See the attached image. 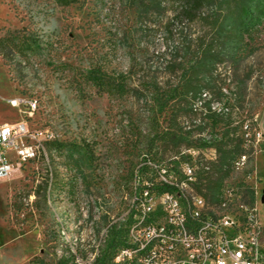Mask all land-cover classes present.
<instances>
[{"label":"rangeland","instance_id":"obj_1","mask_svg":"<svg viewBox=\"0 0 264 264\" xmlns=\"http://www.w3.org/2000/svg\"><path fill=\"white\" fill-rule=\"evenodd\" d=\"M174 6L142 20L125 0H0V38L33 32L42 45L15 51L9 62L0 53V125L25 124L19 144L35 146L13 175L0 172V264H94L113 225L124 224L128 239L136 175L156 182L159 166L194 147L215 158L201 178H217L218 155L204 139L227 130L251 143L240 146L248 165L231 167L223 187L238 188L244 200L254 190L264 223V22L251 41L256 51L215 72L206 101L229 108L215 124L206 106L196 103L193 113L191 97L175 93L174 61L186 56L194 28L176 20ZM45 129L52 139L30 136ZM167 130L184 143L164 141ZM118 256L113 264H129Z\"/></svg>","mask_w":264,"mask_h":264},{"label":"built area","instance_id":"obj_2","mask_svg":"<svg viewBox=\"0 0 264 264\" xmlns=\"http://www.w3.org/2000/svg\"><path fill=\"white\" fill-rule=\"evenodd\" d=\"M207 96L205 93L197 103L203 106ZM29 105L35 110L37 101L30 100ZM218 105L222 104L210 101V110L219 113ZM228 112L226 107V113L219 114ZM27 134L23 123L0 125V172L6 177L19 170L22 161L35 156L34 145L19 144V137ZM30 136L39 140L54 137L49 129ZM250 143L246 138L244 145ZM213 161L215 158L202 155L201 149L191 147L174 156L171 166H159L156 182L136 175L127 213L129 223H136V231H131L130 242L119 249L120 263L136 245L147 243L149 254L142 264H264V223L257 203L245 201L240 190L229 185L221 188L216 201L197 189L201 172L209 174ZM248 163L249 155L244 153L233 161L232 168L241 170ZM161 186L168 189L160 192ZM148 207H156V221L139 228V218L146 216Z\"/></svg>","mask_w":264,"mask_h":264},{"label":"trees","instance_id":"obj_3","mask_svg":"<svg viewBox=\"0 0 264 264\" xmlns=\"http://www.w3.org/2000/svg\"><path fill=\"white\" fill-rule=\"evenodd\" d=\"M52 1L61 6H69L78 0ZM125 1L142 20L163 18L169 10V4L173 3L176 20L180 23L189 22L194 28V33L192 28L190 29L184 45L186 56L175 58L174 61V67L181 71L179 87L175 93L185 98L191 97L190 109L193 113H198L195 104L212 88L215 72L221 65L239 66L245 58L256 51L251 41L255 39V34L264 22V0ZM41 46L38 34L33 32L29 34L17 32L0 38V53L7 62L15 51L32 54ZM91 74L92 78L97 79L101 85H107L108 82L105 81L100 70H93ZM220 93L222 94L221 91ZM209 104L210 101H205L203 106L208 108L209 117L218 124L226 115L219 113H226V108H219V113H216L210 110ZM163 135L164 141L173 142L177 147L184 143L183 137L172 130H167ZM245 141L246 138L236 137L231 130H227L225 135L212 134L210 139H204L203 145L216 149L218 156L214 166L220 175L217 178H200L196 186L198 191L211 201H216L233 161L241 154L247 153L240 148ZM167 189L163 186L158 187L160 192ZM245 200H249L247 202L251 204L256 203L254 190L246 189ZM123 225L115 224L111 227L102 254L94 264H113L119 249L126 244L127 233L123 230Z\"/></svg>","mask_w":264,"mask_h":264},{"label":"bare ground","instance_id":"obj_4","mask_svg":"<svg viewBox=\"0 0 264 264\" xmlns=\"http://www.w3.org/2000/svg\"><path fill=\"white\" fill-rule=\"evenodd\" d=\"M127 218L129 219V217ZM150 221H156V207L146 208V216H140L139 218V228H147V225L150 224ZM129 225L130 233L128 235L127 242H130L131 231H136V223H130ZM147 254H149V246L147 243H139L136 245L135 250L130 251L124 260H126L129 264H142V262L145 261ZM118 259L120 260L119 256Z\"/></svg>","mask_w":264,"mask_h":264}]
</instances>
